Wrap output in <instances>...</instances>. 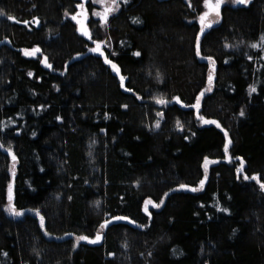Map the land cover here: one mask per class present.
Listing matches in <instances>:
<instances>
[{
  "label": "trees",
  "instance_id": "trees-1",
  "mask_svg": "<svg viewBox=\"0 0 264 264\" xmlns=\"http://www.w3.org/2000/svg\"><path fill=\"white\" fill-rule=\"evenodd\" d=\"M97 8L0 0V264H264V0Z\"/></svg>",
  "mask_w": 264,
  "mask_h": 264
},
{
  "label": "rangeland",
  "instance_id": "rangeland-1",
  "mask_svg": "<svg viewBox=\"0 0 264 264\" xmlns=\"http://www.w3.org/2000/svg\"><path fill=\"white\" fill-rule=\"evenodd\" d=\"M234 2V3H236L238 0H223V2L222 3H220V5H219V9H218V12L217 11H215V10H210V8L209 7H207L206 5H205V11H204V13H206V12H208L209 14H208V16L206 17V19L203 21V24H202V22H201V18H200V22H201V26L202 27H204V29L207 27H205L204 25H212L213 23H217L219 20H220V15H221V8H222V6L225 4V3H227V2ZM248 1H250V0H246V2H248ZM94 2L98 5V8L97 9H95L94 11H93V14H92V16H94L95 18H97V19H99V18H104V13H105V10L108 8V7H110L111 9H114V11H115V9H116V2L115 3H113V0H102V2H97V0H94ZM215 3H216V0H212V4L213 5H215ZM204 4H205V0H204ZM114 11H109V13H112V12H114ZM96 13H100V15H96ZM204 13L202 14V16L204 15ZM99 45V49H100V45H101V43H96V45L94 46V47H92V48H90V51L91 52H97V51H93V49H97V46ZM36 49H39L38 47H35V48H32V49H24L23 50V52H24V54L26 55V56H29V57H34V56H37L39 53H40V49H39V51H36V52H34V50H36ZM34 52V54H32ZM26 53H28V54H26ZM107 63H109V64H111L112 65V67L113 66H115L114 64H112L111 62H109V60H105ZM47 62V59L46 58H44V63H46ZM114 68V67H113ZM200 103H201V98H199V103H197V105H200ZM197 109L199 110V108L197 107ZM203 122L205 123V120H203ZM206 159H207V166L205 167V162H206ZM205 160H204V164H203V167H204V170H205V172L207 173L208 172V170H209V167L212 165V163H213V160H211V159H209V158H206ZM253 179H255L256 181H257V179H258V177L257 176H254V177H252ZM261 187H262V185H261ZM202 187L201 186H199L198 188H196V190H200ZM263 189H264V187H262ZM149 201V200H148ZM148 201H146V202H148ZM146 202H145V204H144V210H145V212L146 213H148V214H150V212H151V209L153 208V207H156L158 204H154L153 202H151V203H147L146 204ZM162 203H163V201L161 202V203H159V206H161L162 205ZM10 206L12 207V205H11V201L8 203V205H7V211H8V214L9 215H11V216H13V217H21V216H23L25 213H27V212H31V213H34L35 215H37L38 216V218H39V220L41 221V217L43 218V216L41 215V214H39L37 211H20V210H17L16 208H14L15 209V212H17V213H20L19 215H16V214H14V213H12V212H10L9 211V208H10ZM43 221H44V219H43ZM105 227H106V225L104 224V227H101L100 229H99V233H103L104 232V230H105ZM77 238V240H79L80 238L79 237H76ZM82 240V239H81ZM85 240V239H84Z\"/></svg>",
  "mask_w": 264,
  "mask_h": 264
},
{
  "label": "snow or ice",
  "instance_id": "snow-or-ice-1",
  "mask_svg": "<svg viewBox=\"0 0 264 264\" xmlns=\"http://www.w3.org/2000/svg\"><path fill=\"white\" fill-rule=\"evenodd\" d=\"M97 2L99 3V2H102V0H97ZM116 2V0H113V3H115ZM223 2V0H216V3H215V5H213L212 4V0H205V5L207 6V7H209L210 8V10H215V11H217L218 12V9H219V5H220V3H222ZM239 2H241V3H244V2H246V0H239ZM109 11H114V9H111V8H109V9H106L105 10V13H107V12H109ZM208 12H206V13H204V15L203 16H201V22H202V24H203V21L206 19V17L208 16ZM96 15H100V13H96ZM104 19L106 20L107 19V16H106V14H105V16H104ZM205 27L206 26H210V25H204ZM204 30V27H202L201 28V31H203ZM260 45H253V47H259ZM99 49V45L97 46V49H93V51H97ZM36 51H39V49H36V50H34V52H36ZM34 52L32 53V54H34ZM26 54H28V53H26ZM137 55H138V53H137ZM114 68H115V66H113ZM118 70V69H117ZM122 80H123V77L121 78ZM211 79H212V77L211 76H209V81H211ZM250 91H255V88H251L250 89ZM161 103H164V101H160ZM197 103H199V99L197 100ZM241 115H243V113H241ZM205 123H209V121H205ZM178 124H179V122H178ZM158 126V125H157ZM225 150H227V145L225 146ZM13 159H15V157H13ZM207 159H206V162H205V167L207 166ZM203 181H201V187L203 186ZM182 187H184V186H182ZM262 187H264V185H262ZM196 189H193V191H195ZM147 203H151L150 201H148V202H146V204ZM9 211L10 212H12V213H14V214H16V215H19L20 213H17V212H15V209H14V207H11L10 206V208H9ZM41 225H43V218L41 217ZM101 227H104V225H102ZM80 239H87L86 237H81ZM97 239H99V236H97ZM93 242H95V241H93Z\"/></svg>",
  "mask_w": 264,
  "mask_h": 264
},
{
  "label": "water",
  "instance_id": "water-1",
  "mask_svg": "<svg viewBox=\"0 0 264 264\" xmlns=\"http://www.w3.org/2000/svg\"><path fill=\"white\" fill-rule=\"evenodd\" d=\"M237 4L238 5H242L243 3L239 2V0H238ZM74 19H75V21L77 23L78 33L80 35H82L84 38L90 39L91 38V32H90V29H89V26H88V21H89L88 13L86 11H82L79 15H76L74 17ZM11 198H13V197L11 196ZM100 240H101V238H99L97 240H93V241H95L94 243H97Z\"/></svg>",
  "mask_w": 264,
  "mask_h": 264
},
{
  "label": "bare ground",
  "instance_id": "bare-ground-1",
  "mask_svg": "<svg viewBox=\"0 0 264 264\" xmlns=\"http://www.w3.org/2000/svg\"><path fill=\"white\" fill-rule=\"evenodd\" d=\"M88 26H89V24H88ZM207 27H208V26H207ZM207 27H206V28H207ZM206 28H205V29H206ZM89 29H90V28H89ZM81 36H82V35H81Z\"/></svg>",
  "mask_w": 264,
  "mask_h": 264
}]
</instances>
